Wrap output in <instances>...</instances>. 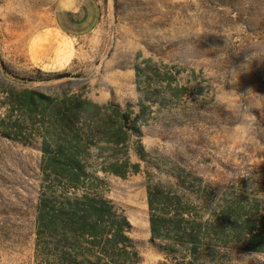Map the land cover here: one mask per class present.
Masks as SVG:
<instances>
[{"label":"rangeland","instance_id":"rangeland-1","mask_svg":"<svg viewBox=\"0 0 264 264\" xmlns=\"http://www.w3.org/2000/svg\"><path fill=\"white\" fill-rule=\"evenodd\" d=\"M68 7L76 19H61ZM54 42L58 50L42 51ZM28 90L58 105L62 95L110 105L109 124L115 107L130 111L140 134L128 131L127 147L112 153L140 171L104 173L92 147L80 189L45 182L37 131L57 134L61 106L50 112ZM15 123L36 132L26 144L3 135ZM154 184L196 221L222 223V264H264V0H0V264H47L35 226L46 187L53 197L111 200L131 225L138 264H171L164 243L150 240Z\"/></svg>","mask_w":264,"mask_h":264},{"label":"trees","instance_id":"trees-1","mask_svg":"<svg viewBox=\"0 0 264 264\" xmlns=\"http://www.w3.org/2000/svg\"><path fill=\"white\" fill-rule=\"evenodd\" d=\"M55 75L57 78L68 76L64 72ZM41 80V77L28 79L32 82ZM26 92L40 102L45 101L51 108L50 112L55 111L54 106H61L58 109L61 125L56 129L57 134L54 135L48 127L43 133L37 131L45 182L51 176L61 177L71 188L80 189L82 181L89 177L87 161L92 156V147L96 149L95 155L102 158V172L125 178L130 172L140 171L139 163L129 164L127 159L121 161L115 150L127 147L128 131L140 134L130 122V111L121 113L117 107L114 108L118 120L112 121L116 123V130L111 131L112 122L109 124L102 118L103 110L106 111L110 105L100 106L77 96L66 98L63 95L58 105L42 93L34 90ZM40 117L43 120L44 114L41 113ZM101 121L105 124L104 130H99ZM12 125L9 128L13 133L5 131L3 135L23 144L27 143L28 136L36 133L28 132L26 136L22 125ZM109 151L111 153H106ZM136 152L139 159L144 160L141 146ZM173 174L176 177V173ZM49 191L46 187L38 197L35 220L36 248L47 264L139 263L138 252L128 236L131 225L111 200L89 194L59 198L53 197ZM147 204L150 240L164 243L158 249L171 264H222L217 249L225 246L227 234L220 221H196L197 217L187 204L176 193L164 192L159 184L148 186ZM223 220L231 229L232 222L227 217Z\"/></svg>","mask_w":264,"mask_h":264},{"label":"crops","instance_id":"crops-1","mask_svg":"<svg viewBox=\"0 0 264 264\" xmlns=\"http://www.w3.org/2000/svg\"><path fill=\"white\" fill-rule=\"evenodd\" d=\"M68 8H65V9L63 8V12L60 15L61 16V19H70V17L72 19H76V16H75L74 13L77 12L78 8L77 9H74V10L71 9V7H68ZM53 46H54V48H53ZM60 47H61V44H59V43L56 42L55 45L54 44H50V46L45 47L42 51L44 53H49L50 54V53H53V51L58 50ZM64 47H69V45L64 46Z\"/></svg>","mask_w":264,"mask_h":264}]
</instances>
